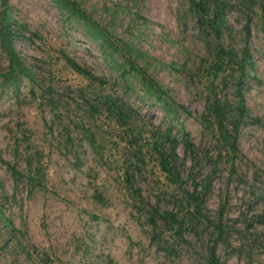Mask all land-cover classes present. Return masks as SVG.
<instances>
[{"label": "rangeland", "instance_id": "374dc122", "mask_svg": "<svg viewBox=\"0 0 264 264\" xmlns=\"http://www.w3.org/2000/svg\"><path fill=\"white\" fill-rule=\"evenodd\" d=\"M71 1L86 20L60 11L50 0H0V21L15 22L14 47L29 71L17 86L3 88L0 78V264L207 263L212 244L202 227L187 232L188 243L175 245L173 256L151 244L152 227L134 208L137 203L114 162L129 165L123 156L130 155L126 135L97 107L95 86L89 88L64 56L105 78V92L122 98L145 121L173 131L186 187L193 189V179H211L204 212L213 223L222 222L219 264H264V31L259 5L220 0L227 4L222 44L240 60L247 50L251 59L243 87L248 113L239 135L241 155L231 175L229 163L221 159L216 168L209 159L217 157L218 146L199 122L213 37L198 24L189 4ZM130 62L168 93L164 99L185 106L191 115L165 113L160 94L149 92L139 73L124 75ZM8 67L0 46V74ZM227 77L218 91L234 102L236 88ZM92 132L98 145L104 138L111 148L106 156L91 147L87 133ZM184 133L195 144L194 153L186 152ZM10 167L21 174L18 181ZM135 181L147 201L162 210L174 208L171 189L154 163Z\"/></svg>", "mask_w": 264, "mask_h": 264}, {"label": "trees", "instance_id": "16d2710c", "mask_svg": "<svg viewBox=\"0 0 264 264\" xmlns=\"http://www.w3.org/2000/svg\"><path fill=\"white\" fill-rule=\"evenodd\" d=\"M60 11H69L72 15L86 20L83 11L78 4L71 0H50ZM197 18L198 24L209 31L210 39L208 44L209 57L205 63L207 77L202 83L206 91V104L203 113L199 117L200 125L204 131L212 136L217 144V157H209L214 161L216 168H219L221 159L231 166V175L235 173L237 160L241 155L239 149V135L242 125L247 117L246 99L243 92L244 81L247 77V66L250 64V55L247 50L243 52L244 57L240 60L234 50H227L222 44L223 30L227 28L225 10L227 4L220 0H185ZM251 4L259 5L261 9V20L264 31V5L258 0H250ZM88 24V23H87ZM15 22L8 19L0 21V46L3 53L9 60L8 71L0 74L1 86H17L23 77L29 76V71L24 66L14 47ZM22 32V28H18ZM90 35V33H88ZM25 38V37H23ZM26 39V38H25ZM66 64L77 74L89 82V88L95 86L92 91L97 96L101 112L112 120V122L123 130L126 135V144L130 155L126 156L128 166L123 167L119 160L114 161L116 169L123 173L127 189L131 199L137 204L134 208L143 213L148 224L152 227L151 244L157 251L166 256H173L175 245L188 243L186 233L190 230L202 227L208 231L210 243L208 259L206 264H219L217 256L218 245L225 241V233L222 222L213 223L205 214V198L212 187L211 179L197 183L193 179V189L186 187L187 181L183 179V162L178 153L179 141L173 135L171 129L164 130L151 122L145 121L132 106L115 94L106 93L109 86L105 78L94 75L87 68L78 64L68 56H64ZM132 72L142 76L143 85L154 94H160L158 101L163 104V110L167 114L176 113L182 110L187 115L191 113L183 105L175 102L169 103L163 96H169L166 91L155 81L149 79L148 73L135 63H129V70L124 71L127 76ZM228 76L232 77V84L236 88L235 101H227L221 98L219 88L226 84ZM99 93H95V92ZM175 106V107H174ZM87 139L91 147L98 155L106 156L109 149L104 138L101 145H98L96 135L87 133ZM184 148L186 152L194 153L195 144L191 141L190 135L184 133ZM111 151V148L109 149ZM151 163L159 169L165 177L170 195L175 202L173 209L162 210L158 205L147 201L141 189L136 187V176L143 175L149 171ZM13 178L18 181L21 174L10 167ZM42 178V177H41ZM42 185L41 181H39ZM27 255L30 252L27 251Z\"/></svg>", "mask_w": 264, "mask_h": 264}]
</instances>
